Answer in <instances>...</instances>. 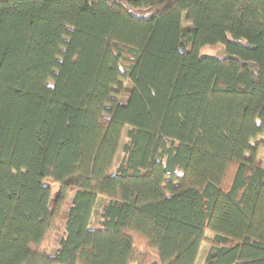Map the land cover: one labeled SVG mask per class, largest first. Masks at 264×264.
<instances>
[{
	"label": "trees",
	"instance_id": "trees-1",
	"mask_svg": "<svg viewBox=\"0 0 264 264\" xmlns=\"http://www.w3.org/2000/svg\"><path fill=\"white\" fill-rule=\"evenodd\" d=\"M262 134L264 0H0V264H264Z\"/></svg>",
	"mask_w": 264,
	"mask_h": 264
},
{
	"label": "rangeland",
	"instance_id": "rangeland-1",
	"mask_svg": "<svg viewBox=\"0 0 264 264\" xmlns=\"http://www.w3.org/2000/svg\"><path fill=\"white\" fill-rule=\"evenodd\" d=\"M222 53H223L222 46L206 45L201 50L202 55H215V56H217V55L222 54ZM126 86L129 89V85L127 84ZM120 98L122 101L126 100L125 96H122ZM127 130H128V128L125 130L124 135L122 137L121 147H120V149L116 155V158L114 160L113 169H115L118 166V164L121 162L122 157L124 155V153L122 151V145L126 141ZM254 143L258 147V154H257L258 161L260 162V164L262 166H264V134L260 135L254 141ZM47 184L51 187L53 194L59 190V185L57 183H55L53 181H47ZM74 193H75L74 191L69 192L67 202H65V204L63 205L64 207L62 206V211H60L58 218L56 220L55 229L51 233V236L48 240V243L43 246V248L46 249L49 252V254H51V255H54L56 253L58 245L60 243V240L62 239V236L64 234V221H63V219L65 216H64V214L62 215L61 212L62 213L67 212L69 210L70 202L73 199ZM106 201H107V199L104 196H99L95 210H94L93 219H92L93 227L99 226V221L101 219L100 215H101V211H102V206L105 204ZM52 202H55L54 196L52 198ZM214 243H215L214 242V234L211 231H207L206 236H205V240L201 244V248H200V251H199V254H198V257H197L195 264H205L206 255Z\"/></svg>",
	"mask_w": 264,
	"mask_h": 264
}]
</instances>
